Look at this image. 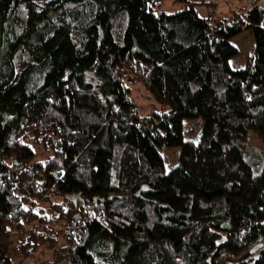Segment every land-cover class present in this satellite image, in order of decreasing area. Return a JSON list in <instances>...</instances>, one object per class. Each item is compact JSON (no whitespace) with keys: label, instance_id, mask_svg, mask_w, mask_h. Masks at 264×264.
I'll return each instance as SVG.
<instances>
[{"label":"trees","instance_id":"obj_1","mask_svg":"<svg viewBox=\"0 0 264 264\" xmlns=\"http://www.w3.org/2000/svg\"><path fill=\"white\" fill-rule=\"evenodd\" d=\"M163 1L0 0V264H264V8Z\"/></svg>","mask_w":264,"mask_h":264},{"label":"rangeland","instance_id":"obj_2","mask_svg":"<svg viewBox=\"0 0 264 264\" xmlns=\"http://www.w3.org/2000/svg\"><path fill=\"white\" fill-rule=\"evenodd\" d=\"M175 0H164L160 6V11L166 13H173L179 10L182 6ZM243 1V0H241ZM207 3H215V14L217 16H227L233 11H237L243 7H249L244 1L239 0H206ZM257 4L264 8V0H258ZM210 6V5H208ZM212 11L211 8L206 6L197 7V12L200 17H206ZM231 43L238 49V54L229 60V65L232 70L241 69L245 66L246 58L255 48V40L251 30H245L241 34L233 37ZM126 85L130 88V97L136 105V108L141 116H146L150 112L160 110L161 107L152 100L149 93L144 89L140 83H132L131 78L125 81ZM201 121H183V138L187 141L197 142L200 138ZM252 143L260 147V143L254 138ZM179 147H166L159 149L164 163L165 172L171 171L178 165ZM42 160V157H38ZM93 255L95 258L104 264H116L112 254L111 245L106 240H99L94 249ZM48 259V254L37 255L28 264L37 263L39 260Z\"/></svg>","mask_w":264,"mask_h":264},{"label":"water","instance_id":"obj_3","mask_svg":"<svg viewBox=\"0 0 264 264\" xmlns=\"http://www.w3.org/2000/svg\"><path fill=\"white\" fill-rule=\"evenodd\" d=\"M262 245H257L255 246L252 250H251V253H254L256 252Z\"/></svg>","mask_w":264,"mask_h":264}]
</instances>
